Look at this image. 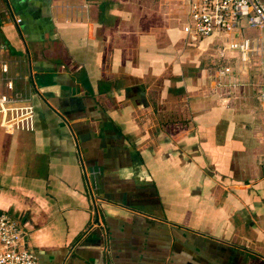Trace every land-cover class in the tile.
I'll list each match as a JSON object with an SVG mask.
<instances>
[{
	"label": "crops",
	"instance_id": "0c3cea01",
	"mask_svg": "<svg viewBox=\"0 0 264 264\" xmlns=\"http://www.w3.org/2000/svg\"><path fill=\"white\" fill-rule=\"evenodd\" d=\"M185 12L0 0V94L33 109L0 127V211L37 264H264V65L222 49L264 29L191 41Z\"/></svg>",
	"mask_w": 264,
	"mask_h": 264
},
{
	"label": "built area",
	"instance_id": "2783aa9c",
	"mask_svg": "<svg viewBox=\"0 0 264 264\" xmlns=\"http://www.w3.org/2000/svg\"><path fill=\"white\" fill-rule=\"evenodd\" d=\"M174 1L186 6V18L181 24V30L191 41L209 35L220 37H225L230 33L234 35L239 21L248 27L264 29L262 0ZM222 49L237 51L241 61L248 60L253 53H258L264 65V47H257L249 38L227 39ZM6 70V64L0 63V72L5 73ZM228 72L229 68L223 67L217 72V76L224 78ZM4 85L6 89H10L12 83L6 79ZM257 97L264 102V85L259 87ZM32 118V106L25 99L0 94V127L2 129L6 131L31 130ZM24 236V231L17 223L9 215L0 211V264H37L36 256L26 245Z\"/></svg>",
	"mask_w": 264,
	"mask_h": 264
}]
</instances>
